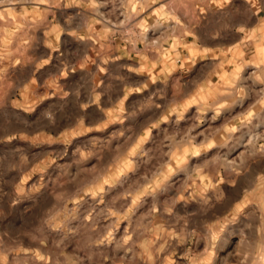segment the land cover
<instances>
[{
  "label": "rangeland",
  "instance_id": "1",
  "mask_svg": "<svg viewBox=\"0 0 264 264\" xmlns=\"http://www.w3.org/2000/svg\"><path fill=\"white\" fill-rule=\"evenodd\" d=\"M0 264H264V0H0Z\"/></svg>",
  "mask_w": 264,
  "mask_h": 264
},
{
  "label": "crops",
  "instance_id": "2",
  "mask_svg": "<svg viewBox=\"0 0 264 264\" xmlns=\"http://www.w3.org/2000/svg\"><path fill=\"white\" fill-rule=\"evenodd\" d=\"M256 2L259 1V0H255Z\"/></svg>",
  "mask_w": 264,
  "mask_h": 264
}]
</instances>
